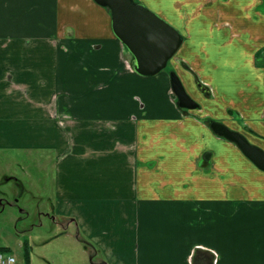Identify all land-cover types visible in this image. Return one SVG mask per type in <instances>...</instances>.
Masks as SVG:
<instances>
[{"label": "crops", "instance_id": "0c3cea01", "mask_svg": "<svg viewBox=\"0 0 264 264\" xmlns=\"http://www.w3.org/2000/svg\"><path fill=\"white\" fill-rule=\"evenodd\" d=\"M139 1L175 26L208 16L223 27L224 77L216 64L205 77L185 52L171 62L199 108L179 107L160 74L132 70L107 7L0 0V148L51 156L42 213L63 220L90 264H264V171L210 127L264 151V0Z\"/></svg>", "mask_w": 264, "mask_h": 264}, {"label": "rangeland", "instance_id": "374dc122", "mask_svg": "<svg viewBox=\"0 0 264 264\" xmlns=\"http://www.w3.org/2000/svg\"><path fill=\"white\" fill-rule=\"evenodd\" d=\"M252 9L250 11L254 14ZM180 11L184 15H190L192 7H185ZM204 20L205 24L199 26L193 24V16H184L182 21L180 19L183 22L181 26L177 22L176 26L172 24L176 28L179 27L177 29L184 35L181 50L178 52H185V58L191 64L195 63L205 77L207 73L209 75L208 71L215 70V66L224 77V72L230 69L226 63V52L214 50L216 35L223 27L216 25L208 16ZM171 68L169 61L158 74L169 80L168 72ZM186 69L193 73L189 68ZM193 89L194 87H188L186 91L200 103L202 95L198 89ZM169 93L173 99H177L171 88ZM45 155V152L38 155L33 150L6 151L0 148V250L4 253L10 251L15 258V264H23L26 261V252L32 264H90L92 254L83 249V244L74 237L59 232L63 220L52 219L42 213L43 209L46 212L51 211L48 199L53 190V160L51 156ZM10 175L22 181L25 190L16 183L15 178L7 179ZM22 208L24 210L21 211ZM71 229L73 226L70 224L69 232ZM44 239L49 242L45 245L39 244ZM43 255L49 262L40 258Z\"/></svg>", "mask_w": 264, "mask_h": 264}, {"label": "water", "instance_id": "95a60500", "mask_svg": "<svg viewBox=\"0 0 264 264\" xmlns=\"http://www.w3.org/2000/svg\"><path fill=\"white\" fill-rule=\"evenodd\" d=\"M110 11L111 29L131 55V68L138 75L150 77L163 70L179 50L182 33L158 13L136 0H93ZM170 85L177 105L195 109L198 103L187 93L175 71L169 72ZM198 87L208 94L201 83ZM211 129L219 136L235 143L242 153L264 171V151L251 144L240 132L212 121Z\"/></svg>", "mask_w": 264, "mask_h": 264}, {"label": "built area", "instance_id": "2783aa9c", "mask_svg": "<svg viewBox=\"0 0 264 264\" xmlns=\"http://www.w3.org/2000/svg\"><path fill=\"white\" fill-rule=\"evenodd\" d=\"M15 258L11 254H7L0 251V264H14Z\"/></svg>", "mask_w": 264, "mask_h": 264}, {"label": "flooded vegetation", "instance_id": "af4514ba", "mask_svg": "<svg viewBox=\"0 0 264 264\" xmlns=\"http://www.w3.org/2000/svg\"><path fill=\"white\" fill-rule=\"evenodd\" d=\"M175 59H176V58L173 56L169 61H170V62H174ZM172 60H173V61H172ZM169 61H168V62H169ZM167 64H168V63H167ZM180 64H182L184 68H188V66H187L185 63L180 62ZM172 70L175 71L173 67L170 69V71H172ZM170 71H169V72H170ZM169 72H168V73H169ZM176 74H177V73H176ZM169 81H170V78H169ZM196 84H197V86H198V82H196ZM208 90H209V88H208ZM202 92H203V91H202ZM203 93H204V92H203ZM204 94H205L206 96H208V95H209V91H208V94H206V93H204ZM197 108H199V106H198ZM0 203H1V201H0Z\"/></svg>", "mask_w": 264, "mask_h": 264}, {"label": "trees", "instance_id": "16d2710c", "mask_svg": "<svg viewBox=\"0 0 264 264\" xmlns=\"http://www.w3.org/2000/svg\"><path fill=\"white\" fill-rule=\"evenodd\" d=\"M26 248H28V246H26ZM28 249H26V251H27ZM0 251H2V250H0ZM26 261H25V263L27 264V263H29V254H27V252H26Z\"/></svg>", "mask_w": 264, "mask_h": 264}]
</instances>
